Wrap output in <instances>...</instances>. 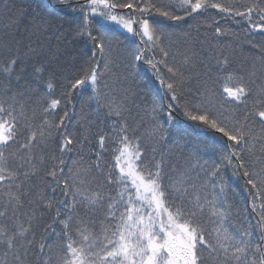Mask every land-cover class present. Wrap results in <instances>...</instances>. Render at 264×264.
<instances>
[{
  "label": "snow or ice",
  "instance_id": "6c2138e0",
  "mask_svg": "<svg viewBox=\"0 0 264 264\" xmlns=\"http://www.w3.org/2000/svg\"><path fill=\"white\" fill-rule=\"evenodd\" d=\"M0 264H264V0H0Z\"/></svg>",
  "mask_w": 264,
  "mask_h": 264
},
{
  "label": "trees",
  "instance_id": "16d2710c",
  "mask_svg": "<svg viewBox=\"0 0 264 264\" xmlns=\"http://www.w3.org/2000/svg\"><path fill=\"white\" fill-rule=\"evenodd\" d=\"M152 87H154V85H152ZM224 175H225V178H226V180L228 182L229 187L235 190V192L237 193L238 197L246 195V193L242 192L241 188L239 187V185L243 184V181L237 180L235 177H233L231 175V169H228L224 173Z\"/></svg>",
  "mask_w": 264,
  "mask_h": 264
}]
</instances>
